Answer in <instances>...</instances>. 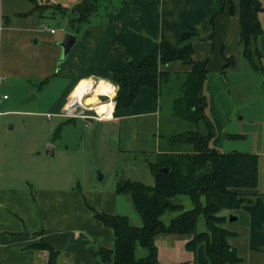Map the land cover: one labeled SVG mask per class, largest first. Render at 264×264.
Instances as JSON below:
<instances>
[{"label":"crops","instance_id":"0c3cea01","mask_svg":"<svg viewBox=\"0 0 264 264\" xmlns=\"http://www.w3.org/2000/svg\"><path fill=\"white\" fill-rule=\"evenodd\" d=\"M35 1L38 5L57 6L67 11L80 2ZM259 3L264 9V0ZM148 13H153V19L158 20V29L156 24L146 22ZM47 19L34 11L28 0H0V82H24L29 101L37 97L32 82L45 79L46 85L50 82L47 80H59L63 86L49 102L47 111L59 119L60 125L74 119L66 114V110L71 102L77 107L75 103L84 91L92 89L98 81L109 84L110 70L123 69L127 60L137 64L145 56L156 57L160 38L175 48L189 44L192 60L206 61L202 91L209 119L213 109L222 110L225 101V112L228 113L226 76L240 73L242 66L251 70L242 59L238 43V0H228L223 6L220 0H130L116 10H110L104 22L90 23L86 33L75 35V45L58 68L57 44L62 38L57 39L53 29L45 25ZM257 20L262 33L255 38L254 47L261 55L259 63L264 72V11L257 14ZM149 31L152 36L147 33ZM183 34L187 35L184 41L181 40ZM147 35L152 39L149 40ZM223 58H230L233 63L221 73ZM160 71L185 73L189 67L170 62L161 66ZM3 97L0 84V105L7 100ZM7 112L0 111V116ZM159 116L156 94L142 87L134 102L120 110L112 122H127L129 128L131 125L137 127L133 133L141 137L145 134L139 127H144L142 121L153 126ZM65 118L66 121H62ZM43 145L50 156L45 158L52 160L56 145L48 140H44ZM40 152L24 151L21 159L28 163V171L1 174L0 264H47V251L33 248L41 241L56 253V264H102L94 254L99 248H112V234L110 229L92 218L88 207L99 213L117 215L120 194H116L115 188L106 192L82 191L78 185H73V169L65 178L58 177L54 182L41 184L34 173L35 167L39 166ZM67 152L64 149L60 154L63 156ZM73 157H61L60 165L68 167L72 164L73 168ZM63 181L66 186H60ZM263 193L264 188L254 190L252 202L239 207L236 224L231 222L223 226L235 234L228 239V244L240 258L238 264H264V204L260 197ZM187 239L180 235L155 236L158 264H192V260L193 264H207L203 245L199 244L192 255L184 248Z\"/></svg>","mask_w":264,"mask_h":264},{"label":"trees","instance_id":"16d2710c","mask_svg":"<svg viewBox=\"0 0 264 264\" xmlns=\"http://www.w3.org/2000/svg\"><path fill=\"white\" fill-rule=\"evenodd\" d=\"M99 1L80 0L69 11L78 14L79 24H87L89 17L95 15ZM220 1L223 6L228 0ZM28 2L34 11L39 8L35 0ZM46 8L58 14L67 12L57 6ZM262 11L259 0H238V43L242 59L253 72L264 76L259 63L261 55L254 47L255 38L262 33L257 20V14ZM186 38L183 34L181 40ZM157 48L156 57L145 56L137 64L127 60L123 69L109 71L110 83L116 88L113 108L129 107L139 89L145 87L156 94L160 114L162 104H166L167 115L172 120L192 129L161 138L163 148L147 165L153 178L151 186L123 178L116 183V194L129 196L140 226L131 225L125 216L99 213L88 207L92 218L110 229L113 239L110 250L99 248L94 256L102 264H158L154 237L180 235L188 237L184 248L192 255L199 244L203 245L207 264H238L240 258L228 244V239L235 234L223 228L227 220L217 214L238 211L241 205L252 202L257 185V157L233 151L219 152L208 146L212 127L205 115L207 102L202 91L206 61H193L189 44L175 48L160 38ZM170 62L188 66L189 71L172 74L160 71L161 66ZM232 63V59L223 58L221 73ZM174 83L176 88H172ZM166 93L171 94L169 102L164 101ZM200 123L205 127L204 135L198 132ZM175 197H185L191 208L184 210L181 204L173 201ZM260 197L264 203V193ZM166 212L174 216L165 225L160 217ZM200 215L206 230L197 233L196 220ZM33 248L47 251V264H56V253L48 245L41 241Z\"/></svg>","mask_w":264,"mask_h":264},{"label":"rangeland","instance_id":"374dc122","mask_svg":"<svg viewBox=\"0 0 264 264\" xmlns=\"http://www.w3.org/2000/svg\"><path fill=\"white\" fill-rule=\"evenodd\" d=\"M129 1L100 0L95 9V15L89 17L91 18L90 23L104 22L110 10H116ZM38 7L36 12L41 18H48L44 23L53 29L57 39H61L65 32L79 36L90 24H79L76 12L67 11L64 14H58L46 8L44 4ZM146 16V22L150 25L156 24L158 29V20L153 19V13H148ZM147 33L152 36L150 31ZM150 35H147L149 40L152 39ZM245 67L247 66H242L238 74L226 76L229 87V114L225 112L227 106L225 101L222 110L213 109L211 119L206 116L212 127V137L208 141V146L219 152L233 151L256 155L257 186L255 191H262L264 188V76L262 73L253 72L252 69L247 70ZM11 81L2 80L0 82L1 94L7 97V100L0 105V111H9L0 116V177L3 173L15 175L28 171V163H23L21 159L24 151L40 150L39 166L35 167L34 173L39 177L41 184L54 182L58 177L65 178L73 169L71 171L75 175L73 185L76 184L82 191L91 193L111 191L121 178L151 186L152 179L147 165L153 162L155 154L163 148L161 138L192 129L183 122L172 120L167 115L168 107L162 104L161 114L155 125L149 126L147 122L142 121L141 124L144 127L142 125L139 127L145 134L141 137L136 136L133 133L135 126L131 125L129 128L127 122L119 124L112 122L120 110L126 109L113 108L116 91L113 85L111 119L100 121V117L98 118L95 112L87 108L95 103L110 101L106 96H93L86 108L76 107L74 114L77 116L73 117L74 119L69 124L60 125L59 119L47 111V107L56 92L61 90L63 83L59 80H47L50 82L45 85V79L32 82V88L37 92V97L27 101L29 94L25 93L26 84L22 81ZM108 83L111 84L110 80ZM172 88H176L175 83ZM169 100H171V94L169 96V93H166L164 101L169 102ZM62 121H66V118ZM126 130L130 135H127ZM198 132L205 134V127L201 123ZM44 140L56 145L52 160L45 158L50 156L44 151L46 149V145H43ZM64 149L68 152L61 156L60 153ZM68 156H74L73 168L72 164H68V167L60 165L61 157L67 159ZM97 173L102 176L101 180L96 179ZM60 186H66V183L63 181ZM119 197L120 204L117 206L116 214L125 216L131 225L140 226L139 216L132 208L129 196L121 194ZM173 201L181 204L184 210L191 208L190 202L185 197H175ZM237 214L238 211H221L217 216H222L227 220L229 215L236 217ZM173 216L174 214L166 212L160 220L168 224ZM227 224L228 221L222 226ZM205 230V224L200 215L196 220L195 231L199 233Z\"/></svg>","mask_w":264,"mask_h":264},{"label":"bare ground","instance_id":"6f19581e","mask_svg":"<svg viewBox=\"0 0 264 264\" xmlns=\"http://www.w3.org/2000/svg\"><path fill=\"white\" fill-rule=\"evenodd\" d=\"M114 90L113 86L111 84H107L103 81H98L92 89L84 91L77 102L75 103V106H80L82 108L87 107V103L93 96H106L108 97L110 101L105 103H95L94 105H91L90 107H87L91 109L93 112L96 113L97 116H99L101 119H109L111 117L112 113V96L111 92Z\"/></svg>","mask_w":264,"mask_h":264},{"label":"water","instance_id":"95a60500","mask_svg":"<svg viewBox=\"0 0 264 264\" xmlns=\"http://www.w3.org/2000/svg\"><path fill=\"white\" fill-rule=\"evenodd\" d=\"M87 31H85L86 33ZM76 42V36L72 33L66 32L64 33L62 39L58 42L57 46L59 47V56L56 61V68H58L59 64L62 63L67 55L70 53L72 47L75 45ZM102 176L97 173L96 179L101 180ZM122 178L120 179V181ZM236 220V217L229 215L228 216V223L234 222Z\"/></svg>","mask_w":264,"mask_h":264},{"label":"built area","instance_id":"2783aa9c","mask_svg":"<svg viewBox=\"0 0 264 264\" xmlns=\"http://www.w3.org/2000/svg\"><path fill=\"white\" fill-rule=\"evenodd\" d=\"M52 31L50 30V33H51ZM5 97H3V99H4ZM75 109H76V107H73V105H72V102L70 103V105L68 106V108H67V110H66V114L67 115H69L70 117H75V116H77V115H75L74 114V111H75ZM81 113V112H80ZM78 117H80V116H78ZM98 118H99V116H97ZM100 119V118H99Z\"/></svg>","mask_w":264,"mask_h":264}]
</instances>
